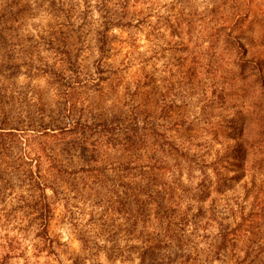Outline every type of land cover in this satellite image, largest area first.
Wrapping results in <instances>:
<instances>
[{"label":"rangeland","instance_id":"obj_1","mask_svg":"<svg viewBox=\"0 0 264 264\" xmlns=\"http://www.w3.org/2000/svg\"><path fill=\"white\" fill-rule=\"evenodd\" d=\"M241 1L264 19V0ZM119 2L0 0V264H140L128 257L131 198L81 171V133L131 126L170 94L195 47L173 22L220 2L130 0L129 17ZM230 184L207 205L241 230V251L212 263L264 264V178ZM84 243L113 245L114 260Z\"/></svg>","mask_w":264,"mask_h":264},{"label":"trees","instance_id":"obj_2","mask_svg":"<svg viewBox=\"0 0 264 264\" xmlns=\"http://www.w3.org/2000/svg\"><path fill=\"white\" fill-rule=\"evenodd\" d=\"M129 2H119L127 17L135 14ZM219 2L211 15L173 22L195 47L178 80L168 81L170 94L131 126L109 120L81 133V171L131 198L128 257L138 253L140 264H213L241 251V230L207 202L234 190L232 181L264 178V19L250 16L241 0ZM82 249L114 260L113 245Z\"/></svg>","mask_w":264,"mask_h":264}]
</instances>
